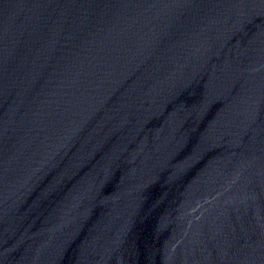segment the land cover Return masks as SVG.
I'll list each match as a JSON object with an SVG mask.
<instances>
[{
    "label": "water",
    "instance_id": "95a60500",
    "mask_svg": "<svg viewBox=\"0 0 264 264\" xmlns=\"http://www.w3.org/2000/svg\"><path fill=\"white\" fill-rule=\"evenodd\" d=\"M0 264H264V0H0Z\"/></svg>",
    "mask_w": 264,
    "mask_h": 264
}]
</instances>
